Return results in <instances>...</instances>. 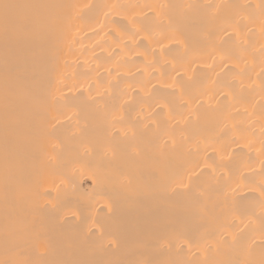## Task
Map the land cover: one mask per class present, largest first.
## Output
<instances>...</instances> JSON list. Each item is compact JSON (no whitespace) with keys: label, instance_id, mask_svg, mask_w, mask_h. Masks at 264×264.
Masks as SVG:
<instances>
[{"label":"bare ground","instance_id":"obj_1","mask_svg":"<svg viewBox=\"0 0 264 264\" xmlns=\"http://www.w3.org/2000/svg\"><path fill=\"white\" fill-rule=\"evenodd\" d=\"M15 2L58 7L0 25V261H258L264 0Z\"/></svg>","mask_w":264,"mask_h":264},{"label":"snow or ice","instance_id":"obj_2","mask_svg":"<svg viewBox=\"0 0 264 264\" xmlns=\"http://www.w3.org/2000/svg\"><path fill=\"white\" fill-rule=\"evenodd\" d=\"M58 7L57 5L44 4L39 2L21 3L15 0H0V25L3 26L4 36L7 39L14 32L31 31L51 19L45 15V10ZM264 7V5H262ZM264 73V69L261 70ZM264 147V144H262ZM264 165V161H262ZM93 184L96 183L92 178ZM261 196L264 197V181L260 187ZM264 204V201H262ZM0 264H9L8 261H0ZM144 264H153L152 261H145ZM160 264H178L175 261H162ZM247 264H264V253L257 260H249Z\"/></svg>","mask_w":264,"mask_h":264}]
</instances>
